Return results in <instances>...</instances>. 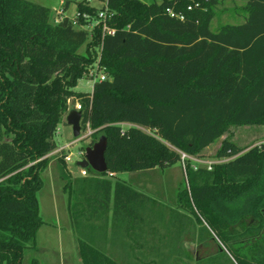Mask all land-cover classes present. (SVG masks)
<instances>
[{
  "label": "trees",
  "instance_id": "16d2710c",
  "mask_svg": "<svg viewBox=\"0 0 264 264\" xmlns=\"http://www.w3.org/2000/svg\"><path fill=\"white\" fill-rule=\"evenodd\" d=\"M219 2L108 0L115 33L102 39L97 28L89 38L68 19L54 24L46 6L0 0V264H22L35 246L44 157L56 149L68 99L81 106V127L88 122L94 131L90 146L107 140V172L86 168L90 178L73 190L59 160L73 218L110 204L115 217L148 199L105 179L110 174L181 165V153L204 157L230 127H264V0L246 2L242 23L211 30ZM98 9L76 2L80 13ZM98 56L109 79L95 82L92 93L76 92ZM212 157L231 159L211 171L184 161L176 206L207 228L231 264H264V251L249 256L255 245L244 241L264 234V148L224 137ZM79 248L83 264H116L84 242Z\"/></svg>",
  "mask_w": 264,
  "mask_h": 264
},
{
  "label": "crops",
  "instance_id": "0c3cea01",
  "mask_svg": "<svg viewBox=\"0 0 264 264\" xmlns=\"http://www.w3.org/2000/svg\"><path fill=\"white\" fill-rule=\"evenodd\" d=\"M63 1L66 16H73L76 12V4L73 11L69 14V1ZM53 164L59 165L60 162L49 159L45 171H50L52 169L50 166ZM64 165L66 166L65 163ZM177 168L183 172L181 165H175L163 170L153 169L108 175L105 179L128 185L134 191L148 198L143 200L141 204L129 206L125 209L126 211L118 212L115 217L113 216L112 204L106 210H101L99 207H84L83 216L76 218L72 217L69 204H66L64 220L67 235L71 237L77 253L76 262L83 264L79 248L80 242L97 249L116 264H153L169 261H194L195 263H200L208 262L209 259L216 258V256L222 257L223 254L233 262L226 249L213 235L209 237L204 234L200 237V229L197 226L194 229V238L184 240L185 225L191 216L177 208V188L174 191L175 200L172 205L170 207H163L162 205V208L167 211L157 207L159 203L153 198V194L156 193V187L159 186L157 180L161 178L162 181L163 179L169 181V170H176ZM89 178L88 174L87 177L81 176L80 180ZM176 185L174 187H177ZM161 213H165L168 216L166 221L160 220L158 223L156 221L161 216ZM55 214L56 219H59L57 209H55ZM169 214L171 215V222H169ZM181 220L185 221L182 222ZM40 228L35 237L36 247Z\"/></svg>",
  "mask_w": 264,
  "mask_h": 264
},
{
  "label": "rangeland",
  "instance_id": "374dc122",
  "mask_svg": "<svg viewBox=\"0 0 264 264\" xmlns=\"http://www.w3.org/2000/svg\"><path fill=\"white\" fill-rule=\"evenodd\" d=\"M42 6H46L50 9L55 8L59 4V0H27ZM69 1V10L70 14L77 1L81 0H66ZM145 3H150L151 0H140ZM248 0H220L219 4L214 8V18L211 22V30H215L216 27L225 24H240L243 22L246 15L245 5ZM79 52L84 53V47H82ZM92 90V82L87 78L83 77L77 82L75 87L76 92L80 93H90ZM64 121V118H63ZM230 138L236 142L240 147H250L254 143L264 139V127L262 126H242V127H230L228 131L224 134L221 139L215 141L212 145L204 150V157H212L216 151L217 146L220 145L221 140L224 138ZM56 148L64 147L68 143H72L74 138L72 136L71 128L66 123H60L57 126V133L53 138ZM91 138L85 141L76 142L68 150V153H71L70 162L66 163L65 169L66 173L71 175V187L74 189L75 181L81 179L79 173V167L76 166V163L80 162L78 157V152L85 150L90 144ZM51 159V158H50ZM55 168H54V166ZM50 166L52 168L50 171H44L41 173V178L43 182L42 189L37 193V201L39 205V216L42 220V226L40 228L39 237L36 240V245L34 248L26 249L22 264H78L76 262L77 253L75 251L74 244L71 240V237L67 235V229L64 217V211H66V204L69 202V188L64 190V185L66 181H63L59 177V165L53 164ZM178 167V166H177ZM56 169V170H55ZM183 171V169H182ZM169 181L166 179L157 180L158 185L156 187V193L153 194V198L159 203V206L163 211H167L163 207H170L175 200L174 191L178 187L179 183L185 180L184 171L181 172L178 168L175 170H169ZM158 178V177H157ZM156 178V179H157ZM176 183L174 184V182ZM177 187H174V185ZM92 185H90L91 187ZM93 187H91L92 189ZM55 209H57L59 219L55 217ZM167 216L165 213H161V216L158 217L157 221H166ZM171 215L169 214V222H171ZM192 217V216H191ZM189 220L185 225L186 230L184 233V240L194 238V229L199 227V233L201 236L207 233V228L203 225L197 223L193 218ZM184 222L185 220H181ZM160 225V224H159ZM171 234V233H170ZM263 237V238H261ZM261 237L249 238L244 240L249 242V245H255L254 250H248L247 253L249 256H253L254 253L262 255L264 251V234ZM251 239V240H250ZM208 261V260H207ZM227 261V263H225ZM224 262V263H223ZM232 261L223 254L222 257L216 256V258L209 259L208 262L195 263L194 261L188 262H178V261H169V262H156L153 264H231Z\"/></svg>",
  "mask_w": 264,
  "mask_h": 264
},
{
  "label": "built area",
  "instance_id": "2783aa9c",
  "mask_svg": "<svg viewBox=\"0 0 264 264\" xmlns=\"http://www.w3.org/2000/svg\"><path fill=\"white\" fill-rule=\"evenodd\" d=\"M108 0H86V4L89 5H96L98 6V10L96 11V14L94 16L89 15L88 13H80L75 12L73 16L67 17L65 13L64 8V1L59 0V5L52 9V21L54 24L61 23L64 19H68L72 22L74 27H77L79 29H84L87 31L89 38H91L94 34V30L100 29L102 39L104 36L109 35L113 36L115 33V29L108 26L107 21L112 17V14L108 12V6H107ZM191 7H188L187 10H190ZM167 13L171 17H177L180 21L184 20V16L179 14L175 15L172 11L169 9L167 10ZM82 19L86 21V26L80 24L79 20ZM99 62V56L96 59L95 63L91 66H88L86 68V71L84 73V77L87 78L92 82V89L93 85L97 81H104L109 79L107 74L103 72L102 69L99 68L98 65ZM92 93V90L91 92ZM70 110L80 111L81 112V106L77 101H74L72 99L67 100V113ZM66 113V115H67ZM66 117V116H65ZM64 117V122H65ZM82 119V117H81ZM94 131L90 128L89 123H85L83 127H81V120H80V134L78 138H74V141L72 143L66 144L64 147L56 148L54 151L46 155L44 158H48L51 160H57L60 159L63 160V162L66 164L70 162L71 160V153H68V150L75 144L76 142L85 141L87 139H92ZM90 146V144H88ZM258 147V148H264V139L254 143L250 148ZM85 156V150H81L78 152V157H80L79 161H82ZM181 156V167L184 171V161L190 160L191 161V167L193 170H197L199 168H205L207 171H211L214 165L222 164L228 162L231 158L224 157V158H213V157H190L185 154H180ZM79 173L82 177H87L88 173L86 169H82L79 167ZM2 180V179H1ZM0 180V181H1Z\"/></svg>",
  "mask_w": 264,
  "mask_h": 264
},
{
  "label": "water",
  "instance_id": "95a60500",
  "mask_svg": "<svg viewBox=\"0 0 264 264\" xmlns=\"http://www.w3.org/2000/svg\"><path fill=\"white\" fill-rule=\"evenodd\" d=\"M81 117V112L75 110H70L65 117V123L71 128L73 138L79 137ZM106 148L107 140L104 136H100L92 146L85 149L84 159L76 163L77 166L82 169L90 168L98 174L106 173L107 165L104 156Z\"/></svg>",
  "mask_w": 264,
  "mask_h": 264
}]
</instances>
